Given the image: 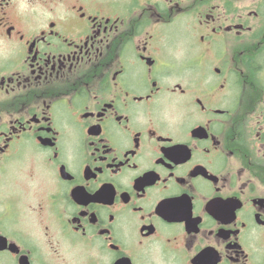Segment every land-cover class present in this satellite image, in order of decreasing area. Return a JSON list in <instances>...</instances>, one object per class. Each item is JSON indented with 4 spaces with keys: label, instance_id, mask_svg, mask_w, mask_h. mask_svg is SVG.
Listing matches in <instances>:
<instances>
[{
    "label": "flooded vegetation",
    "instance_id": "af4514ba",
    "mask_svg": "<svg viewBox=\"0 0 264 264\" xmlns=\"http://www.w3.org/2000/svg\"><path fill=\"white\" fill-rule=\"evenodd\" d=\"M0 264H264V0H0Z\"/></svg>",
    "mask_w": 264,
    "mask_h": 264
}]
</instances>
